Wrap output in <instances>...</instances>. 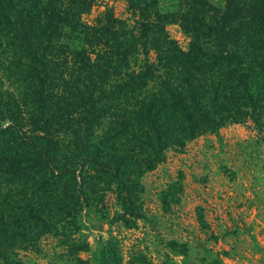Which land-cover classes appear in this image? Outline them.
Listing matches in <instances>:
<instances>
[{"label":"trees","instance_id":"obj_1","mask_svg":"<svg viewBox=\"0 0 264 264\" xmlns=\"http://www.w3.org/2000/svg\"><path fill=\"white\" fill-rule=\"evenodd\" d=\"M221 1L127 0L130 16L87 20L99 0H0V264H28L49 234L87 264L77 233L108 192L132 222L169 150L245 120L264 139V0ZM122 259L104 238L100 264Z\"/></svg>","mask_w":264,"mask_h":264},{"label":"rangeland","instance_id":"obj_2","mask_svg":"<svg viewBox=\"0 0 264 264\" xmlns=\"http://www.w3.org/2000/svg\"><path fill=\"white\" fill-rule=\"evenodd\" d=\"M99 1L85 19L93 20L106 4L120 18L131 15L127 0ZM167 27L186 48L190 38L180 24ZM142 183L136 220L124 222L113 192L107 193L105 219L84 216L77 235L89 243L79 252L87 264H100L109 235L120 240L121 264H264V139L251 120L229 122L183 150H169ZM40 244L41 251L22 252L28 264H76L56 236Z\"/></svg>","mask_w":264,"mask_h":264}]
</instances>
